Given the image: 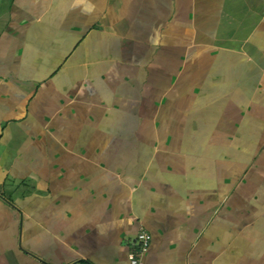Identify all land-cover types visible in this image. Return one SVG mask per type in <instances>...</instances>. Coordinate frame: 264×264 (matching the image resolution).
Listing matches in <instances>:
<instances>
[{"label": "crops", "instance_id": "0c3cea01", "mask_svg": "<svg viewBox=\"0 0 264 264\" xmlns=\"http://www.w3.org/2000/svg\"><path fill=\"white\" fill-rule=\"evenodd\" d=\"M264 264V0H0V264Z\"/></svg>", "mask_w": 264, "mask_h": 264}, {"label": "built area", "instance_id": "2783aa9c", "mask_svg": "<svg viewBox=\"0 0 264 264\" xmlns=\"http://www.w3.org/2000/svg\"><path fill=\"white\" fill-rule=\"evenodd\" d=\"M150 239L151 236L147 231L143 229L138 231L134 243L135 249L128 256L130 264H143L141 256L147 250Z\"/></svg>", "mask_w": 264, "mask_h": 264}]
</instances>
